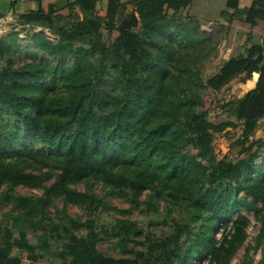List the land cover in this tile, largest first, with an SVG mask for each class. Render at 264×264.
<instances>
[{
	"label": "trees",
	"instance_id": "trees-1",
	"mask_svg": "<svg viewBox=\"0 0 264 264\" xmlns=\"http://www.w3.org/2000/svg\"><path fill=\"white\" fill-rule=\"evenodd\" d=\"M26 1L18 30L0 34V186H43L45 194H1L15 213L0 220V264H228L250 222L242 209L261 223L260 245L264 0L245 19L235 17L241 0ZM22 32L43 55L22 57ZM223 42L229 54L205 78ZM251 77L243 96L228 97ZM219 110L228 118L212 116ZM240 125L250 141L245 155L219 157L216 135ZM30 166L47 171L32 174ZM82 181L126 196L134 209L160 212L165 201L163 218L149 225L166 230L157 235L120 217L102 225L66 205L51 216L54 197L86 201L91 214L115 210L92 188L73 187ZM41 222L32 241L29 229ZM110 239L119 255L101 249Z\"/></svg>",
	"mask_w": 264,
	"mask_h": 264
},
{
	"label": "rangeland",
	"instance_id": "rangeland-1",
	"mask_svg": "<svg viewBox=\"0 0 264 264\" xmlns=\"http://www.w3.org/2000/svg\"><path fill=\"white\" fill-rule=\"evenodd\" d=\"M13 18L12 15L9 17H3L0 18L3 22V25L0 28V34H6L9 33L10 30H18V25H16V22L14 20H11ZM15 18V17H14ZM13 18V19H14ZM214 25V24H213ZM212 23H202V29L205 31L208 29L212 30L213 27ZM216 26V25H215ZM46 33L54 38L55 35L52 34V32L48 29H46ZM20 42L22 44V57H25L29 52L31 58H39L38 56L43 55L40 51H38L35 48H28L27 44L29 41L27 40L26 33L22 32L20 34ZM243 42V41H242ZM229 52L226 50L224 47V42L221 43V46L218 47L217 50L214 51L213 55L211 58H209L204 66V76L207 78L209 75L215 73L218 71V69L221 66V61L227 57ZM18 58V57H17ZM256 77H251L245 80L240 81L228 94L229 98L235 97V94H237L238 91H240L239 96H243L248 89H250L255 82ZM220 113V115L223 118H228V116L224 113H222L220 110L216 111L215 113H212V116L215 114ZM231 118V117H230ZM231 119H235L232 117ZM249 140L243 135V129L242 126L240 125L239 127L231 130H226L222 133H218L215 137V147L217 150V153L219 157H223L225 154L228 158L235 159L238 158L239 156L245 155V153H242L243 150L245 149L246 146L249 144ZM48 169V168H47ZM47 170L46 169H39L38 166H30L27 169V172L36 174V175H41L45 173ZM54 179L52 178L51 180H48L45 184H51V182ZM76 190L82 191V192H89L91 191V188L104 198L110 205L116 207L115 210H100L97 213L91 214V209L89 208L88 204L86 201L84 203H80L81 201H71L66 202L62 197H54L52 198L51 202L52 204L50 205V210H51V216L55 215V210L56 206L58 207H63L66 205V208L68 212L74 216V217H80L82 219H87V218H95L98 220V222L102 225H115L116 224V218H126L131 221H133L136 225L138 226H144L145 228H149L153 233L157 235H161L165 230H166V225H149V223L152 220H155L157 218L162 219V213L163 211H166L167 209V203L163 200H159L157 202L159 209L161 210L160 212H154L151 211V208H148L144 205L139 209H134L132 207L131 201L127 199L126 196H121L117 194H111L107 195L105 187L98 183V182H92V181H82L73 186ZM10 190L11 195L14 197H18V195L21 196H42L45 194V188L43 186H34V185H27V184H21L16 187H12L8 184H4L0 186V220L6 219L9 216H12V213H15L13 210V203L11 200H6L1 197V194L3 192H6V190ZM148 193V192H147ZM147 193H144V195L141 197L142 200H147ZM149 194V193H148ZM128 211V212H124ZM243 213L247 214V216L250 218V222L247 225L246 228V236L244 241L241 243V245L238 247V249L231 255L228 264H241L242 261L245 259V257L248 256V258L253 261V264H264V238L262 241H260L259 245V240H258V235L261 230V223L259 220L255 218V215L253 213H248L246 212L245 209L241 210ZM40 217L35 219L36 221L40 220ZM48 219H45L43 222L49 221ZM38 225V230L34 228H30L29 236L32 239V241L36 242V239L34 238V231H37V233L42 232L40 230L42 223ZM219 237L221 236V233H218ZM115 242V239H110V240H105L101 242L100 247L103 251L109 254H116V250L113 249V243ZM55 249V248H54ZM16 253H14L15 255ZM48 256V253H46ZM54 262L56 260L52 258ZM195 264H208V261H197Z\"/></svg>",
	"mask_w": 264,
	"mask_h": 264
},
{
	"label": "crops",
	"instance_id": "crops-1",
	"mask_svg": "<svg viewBox=\"0 0 264 264\" xmlns=\"http://www.w3.org/2000/svg\"><path fill=\"white\" fill-rule=\"evenodd\" d=\"M254 0H241L240 7L235 13V17L239 19H245L248 15L249 9L252 5ZM60 4H63L65 0H58ZM105 5V2H104ZM0 6L2 8V11L7 14L6 17H9L10 15L15 17V15H19L22 13H25L28 8V4L26 0H3L0 3ZM229 21V16L224 15L223 17L220 18V23L221 24H228ZM211 31V29H208ZM245 38H242V41ZM256 81V80H255ZM255 83V82H254Z\"/></svg>",
	"mask_w": 264,
	"mask_h": 264
},
{
	"label": "built area",
	"instance_id": "built-area-1",
	"mask_svg": "<svg viewBox=\"0 0 264 264\" xmlns=\"http://www.w3.org/2000/svg\"><path fill=\"white\" fill-rule=\"evenodd\" d=\"M11 20H14L13 18ZM4 26L2 20L0 19V28ZM1 31V30H0Z\"/></svg>",
	"mask_w": 264,
	"mask_h": 264
}]
</instances>
